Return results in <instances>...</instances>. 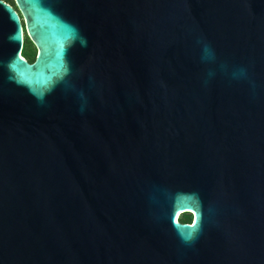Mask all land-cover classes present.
<instances>
[{"label": "water", "instance_id": "obj_1", "mask_svg": "<svg viewBox=\"0 0 264 264\" xmlns=\"http://www.w3.org/2000/svg\"><path fill=\"white\" fill-rule=\"evenodd\" d=\"M14 4L0 264H264V0Z\"/></svg>", "mask_w": 264, "mask_h": 264}, {"label": "trees", "instance_id": "obj_2", "mask_svg": "<svg viewBox=\"0 0 264 264\" xmlns=\"http://www.w3.org/2000/svg\"><path fill=\"white\" fill-rule=\"evenodd\" d=\"M3 1L8 3L9 5L15 7L14 0H3ZM24 45L29 46L30 52L25 53L24 51H22V57L24 59H27L29 61V63H32L34 61L36 55H37V51H36L35 47L28 40L27 35L25 33V30H24ZM178 222L180 224H191L192 223V217L187 216V215L181 216V218L178 219Z\"/></svg>", "mask_w": 264, "mask_h": 264}, {"label": "rangeland", "instance_id": "obj_3", "mask_svg": "<svg viewBox=\"0 0 264 264\" xmlns=\"http://www.w3.org/2000/svg\"><path fill=\"white\" fill-rule=\"evenodd\" d=\"M23 51H24L25 53L30 52L29 46L24 45V47H23ZM179 218H181V217H179Z\"/></svg>", "mask_w": 264, "mask_h": 264}, {"label": "flooded vegetation", "instance_id": "obj_4", "mask_svg": "<svg viewBox=\"0 0 264 264\" xmlns=\"http://www.w3.org/2000/svg\"><path fill=\"white\" fill-rule=\"evenodd\" d=\"M12 7H14V6H12ZM15 8V7H14ZM27 60V59H26ZM28 61V60H27ZM29 62V61H28Z\"/></svg>", "mask_w": 264, "mask_h": 264}, {"label": "bare ground", "instance_id": "obj_5", "mask_svg": "<svg viewBox=\"0 0 264 264\" xmlns=\"http://www.w3.org/2000/svg\"><path fill=\"white\" fill-rule=\"evenodd\" d=\"M178 218V217H177Z\"/></svg>", "mask_w": 264, "mask_h": 264}]
</instances>
